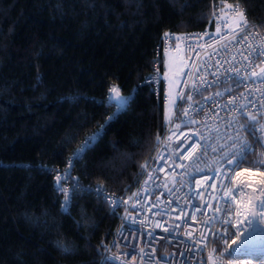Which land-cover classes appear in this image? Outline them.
Here are the masks:
<instances>
[{"label":"trees","instance_id":"16d2710c","mask_svg":"<svg viewBox=\"0 0 264 264\" xmlns=\"http://www.w3.org/2000/svg\"><path fill=\"white\" fill-rule=\"evenodd\" d=\"M218 2L0 0V264H100L121 213L83 187L133 194L168 122L138 83L162 36L210 28ZM241 4L260 25L264 0ZM113 86L132 100L109 121ZM102 125L72 169L81 188L65 211L56 173ZM257 135L264 139L259 126Z\"/></svg>","mask_w":264,"mask_h":264},{"label":"built area","instance_id":"2783aa9c","mask_svg":"<svg viewBox=\"0 0 264 264\" xmlns=\"http://www.w3.org/2000/svg\"><path fill=\"white\" fill-rule=\"evenodd\" d=\"M226 2L233 5L237 3L227 0ZM222 6L220 2L214 5L213 12L215 11L216 16L220 15L218 7ZM241 9L245 10L242 4ZM225 11L230 10L226 9ZM227 19L228 17H224V20ZM217 23L218 21L213 15L211 27L203 31L164 34L156 51L151 71L138 83V86L147 85L150 87L154 97L161 101L164 108L171 103L170 118L175 123L189 121L192 118L197 122L189 123L187 126L182 125L179 130H176V135L173 136L172 140H168L167 136L172 134L170 129L173 128V125L167 122L164 131L158 135L159 139L156 140V148L147 165V170L144 171L132 195L115 194L102 187H83L95 196H97L95 190L102 189L103 194L109 198L107 202L110 208L113 206L112 201L117 199L122 201L117 210L121 213L119 222L103 252L100 264H212L209 260V253L212 252V249H216L215 252H212V256L214 259L218 258V264H237L230 262L224 254L227 245L223 242L219 246L216 244L205 246L208 241L201 238L203 233L204 236L211 239L212 232L219 230V221L222 216L215 211V208L217 206L223 207L221 197L224 196V191L221 185L230 183L227 179L222 180L218 175L215 179L212 178L217 163L208 168H203V166L211 151L223 140H227V133L234 132V129L228 128L227 124L235 119L238 113L230 112L229 109L247 103L241 97L235 101L234 105H227V101L232 98V95L238 93L229 94L225 91L228 85L220 82L234 75L226 69L238 67L243 75L247 62L243 60L241 52L247 55L251 51L246 44L240 46L236 42L229 43L232 39L231 36L226 40L217 36ZM223 23L224 21H220L221 35L230 31V29L223 27ZM251 23L257 26L253 30L258 33L256 38L251 40V43L257 45L259 38L264 37V20L260 25ZM225 45L228 47L225 48ZM173 55L180 62V68L177 84L171 97L169 83L164 76V68L167 58ZM260 60L264 61V56H261ZM261 66L264 67V64ZM256 70L259 71V68ZM212 73H216V75ZM218 77L219 80H217ZM254 79H247L245 81L247 87L238 91L243 92L248 97V101H251V103H247L250 111L255 112L256 109H259L257 115H264V84L254 82ZM213 81H217V83L213 84ZM197 87L203 93L202 96H197ZM217 92L221 95H216ZM181 93L185 98L191 94L193 100L186 103L181 101L179 99ZM110 94L107 103L110 102ZM180 103H184V109L180 111L188 110V115H180L177 118L175 105ZM197 108H202L203 113L196 112L194 109ZM115 112L116 108L113 107V114ZM100 128L95 132L99 131ZM193 139H195L197 146L190 150L188 145ZM180 147L183 148L178 154L180 157L188 156L189 151L192 154L186 159L178 158L175 150ZM68 162L64 168L57 171L56 176H64L68 171ZM177 164L181 167H177ZM197 169L203 171H197ZM147 171L153 173L154 180L147 179ZM204 172H207V178H205ZM229 175L233 174L229 173ZM56 176L54 188L61 197L62 206L66 197L71 196L72 181H77V179L71 171V179L67 182L61 181L64 191H57L55 187L57 184ZM193 176L200 181L199 184L191 183ZM213 184L216 185L215 188L209 187ZM232 187L235 195L243 192V190L247 196L259 195V186H256L255 192L248 187H240L242 191L235 185ZM248 189L251 191L247 192ZM197 191L202 195L196 196ZM194 203L200 205V211L195 213L191 207ZM254 203L258 202L254 201ZM208 205H212V208H209ZM173 207H176L177 211H172ZM236 207L237 204L234 200L231 208L236 209ZM180 208L184 209L183 214L180 213ZM193 214L196 217L195 222L189 221L187 227L174 228L176 224L183 225L184 219ZM177 215H181L180 220L175 219ZM212 216H215L216 219L210 225L205 226L203 221ZM230 218L233 223L236 222L234 211ZM239 227L240 231L245 229L240 225ZM164 228H168L172 235L169 236V233L164 232ZM256 228L257 230L246 233V241L242 244L238 243L239 238L233 237L236 243L232 244V248L225 251L228 256L229 252L237 248L238 245L241 250L234 252L231 255L232 258L264 256V227H255L254 229ZM232 231L235 232L236 229L233 228ZM188 233L192 234L191 239ZM166 236L169 237L167 241L163 239ZM192 241H196V243L193 244ZM229 243L231 244V240ZM153 249L156 251L153 252ZM132 252L134 255L129 258L128 254ZM115 257H119V259H115Z\"/></svg>","mask_w":264,"mask_h":264},{"label":"snow or ice","instance_id":"6c2138e0","mask_svg":"<svg viewBox=\"0 0 264 264\" xmlns=\"http://www.w3.org/2000/svg\"><path fill=\"white\" fill-rule=\"evenodd\" d=\"M243 0H237V3L235 5L231 3H227L226 0H220V3L223 5L222 7H218V11L220 12L219 16H216L215 11L213 12V15L216 17L218 23L216 27V35L220 36L221 39H227L229 36H231V41L238 43L240 46H244L246 44L248 49H251V51L244 55L243 52H241V55L243 56V60L247 62V65L244 69V74L242 75L241 69L231 68L226 69V71L232 72L234 75L231 77L225 78L220 83L224 85H228L225 88V91L229 94L238 93L237 95H232V98L227 101V105H234L235 101L243 97L247 103H251V101H248V97L244 95L243 92H239L238 90L241 88H246L245 81L247 79H254V82H258L260 84H264V67L261 66V64H264V61L260 60L261 56H264V37H260L257 41V45L259 46L257 48V45H253L251 43V40L256 38L258 33H256L253 29L257 27L256 25H253L249 18L246 15L245 10L241 9V3ZM226 9L230 11H225ZM224 17H228L227 20H224ZM220 21H224L223 27L226 29H230V31L224 33L221 35V25ZM210 46V45H209ZM178 47V45H177ZM228 45H225V48H227ZM233 60H235V57H233ZM259 68V71L256 69ZM213 75H216V73H212ZM219 80V77L217 78ZM230 81V83H229ZM213 84H216L217 81H213ZM109 92L111 94H115V96L118 98L115 104H112L111 101L109 102V106L115 107L116 112L108 118L109 121L115 119L116 115L120 114L123 111H126L128 107L130 106V102L132 100V97H120V90L113 86L110 87ZM196 94L197 96H202L203 93L200 91V88H196ZM216 95H221V93L217 92ZM179 99L181 101H184L185 103L187 101L193 100V96L189 94L186 98L183 96V94H179ZM247 103H242L239 105V107H233L230 108L229 111H235L238 113L237 117L233 120H231L228 124V128H233V133H227L226 139L229 141L227 144V150L225 149L224 145H221L220 151L222 153L221 155V161L217 163L216 168L213 170L214 175L213 179L216 178L218 175L222 180L227 179L230 183L229 184H222L221 187L224 191V196L221 197V201L223 204V207L217 206L215 208V211L217 213H220L222 216V219L219 221V230H214L212 232V238L208 239V237L204 236L203 233L201 234V238L208 241V244L205 246H209L211 244H216L219 246L221 242H223L225 245H227V249L232 248V244L236 243V240L233 239V237L239 238L240 233V223H241V217L243 219H247L248 224L251 226L254 222H256L257 218L260 222L264 223V199H261L260 197H264V155L260 157H256V150L259 148L262 152H264V139L260 135H257V129L259 128L264 131V124H262L260 121L257 120V114L259 113V109H256L255 112H252L248 109ZM226 105V106H227ZM177 109V118H179L180 115L187 116L188 110H184L181 112V109H184V103H180L175 105ZM198 113H203L202 108L194 109ZM169 124L173 125V128L170 129L172 132L171 135L167 136L168 140H172L173 136L176 135V130H179L182 125L187 126L189 123H196L197 121L192 118L189 121H181V123H175L170 117L168 118ZM107 124V122H106ZM105 127L106 125H102L100 130L93 133L91 136L87 137L84 143L77 149V151L69 158L68 162V171L64 174V176L57 175L56 181L57 184L55 185L57 191H64L63 184L61 181H69L71 179V171L74 169L76 163L83 159L84 154L90 150L105 134ZM246 134V135H245ZM193 136H195V133H193ZM159 139V137H157ZM197 144L195 139L192 140L191 144L188 145V148L194 149L196 148ZM116 147L115 145L113 146ZM183 148H177L175 151L177 153L178 158L180 159H186L188 156H190L192 153L191 151L188 152V156L180 157L178 154L180 151H182ZM215 151V149H213ZM162 158V157H161ZM175 163V161H173ZM195 163V162H194ZM177 167H181V165L177 164ZM143 170H147V165L141 166ZM197 171H203L200 169H197ZM229 173H232L233 175H229ZM205 178H207V172H204ZM255 178V179H253ZM147 179L148 180H154L153 173L151 171H147ZM147 183V180H146ZM191 183L193 184H199L200 181H198L195 176L192 177ZM233 185L240 188V186L248 187L253 190V192L256 191V186H259V196H253L248 195L246 200L241 202L239 200H236L235 193L233 191ZM209 187L215 188L216 185H210ZM78 188H81L79 183L77 181H72V192L75 194L76 190ZM242 191V188H240ZM91 191V190H89ZM95 194L98 198H103L106 202L108 201V197L103 194L102 189H96ZM196 196L202 195L200 192L195 193ZM72 196H67L65 199L64 204L62 205V208L67 211L68 206L71 202ZM236 201L237 207L236 209L231 208V204L233 201ZM254 201H258V203H254ZM126 202V201H123ZM122 201L117 199L112 201V208L111 210L113 212L117 211L121 205ZM193 213L196 211H200V205L199 204H193L192 206ZM209 208H212V205H208ZM172 211H177L176 207L172 208ZM180 213H184V209H179ZM235 212V218L236 222L233 223V220L230 218L231 213ZM248 217H252V219H248ZM176 220L181 219V215H177L175 217ZM215 216L209 217L208 219L203 221V224L205 226H208L212 223L213 220H215ZM196 217L195 215L187 216L184 221L183 225L176 224L174 225L175 229H180L182 226L187 227L189 221L195 222ZM226 225V226H225ZM159 226V225H158ZM236 229L235 232L232 231V229ZM164 232L169 233V236L172 235V233L169 231L168 228L163 229ZM191 233H188L189 238L191 239ZM165 241L169 239L168 236L163 237ZM153 240H155V237H153ZM229 240H231V244L229 243ZM193 244L196 243V241H192ZM64 252H69L70 249L68 248H62ZM240 246L238 245L237 248L232 249L231 252H229V256H231L234 252L240 251ZM143 251V249H141ZM156 250L153 249V252ZM216 249H212V252H215ZM212 252L209 253V260L212 262V264H218V258L214 259L212 256ZM129 258H131L134 255V252L129 253ZM113 259V258H108ZM115 259H119V257H115Z\"/></svg>","mask_w":264,"mask_h":264},{"label":"rangeland","instance_id":"374dc122","mask_svg":"<svg viewBox=\"0 0 264 264\" xmlns=\"http://www.w3.org/2000/svg\"><path fill=\"white\" fill-rule=\"evenodd\" d=\"M179 66H180V62L177 60V57L175 55L170 56L169 58H167V61L165 63V68H164V76H165L166 80L169 83L171 97H172V92H173V90H174V88H175V86L177 84V77H178L179 68H180ZM171 113H172V108H171V103H170L168 105V107L165 108V116H166L167 120L170 117ZM261 132L264 133V131H262V130H261ZM221 143L214 148L215 151L214 150L211 151L209 157L206 158V162H205V165L203 166V168H208V167L220 162V158H221V155H222V153L220 151L221 145H224L225 149L227 150L226 146H227V144L229 142H228V140H223ZM216 156H218V158ZM242 194H244V193H242ZM235 196H236V200H239L241 202H243V200L245 201V198H243V195H241V192L239 194H236ZM255 227L263 228L264 227V223L260 222L259 219L257 218L256 223H255V225L253 227H251L250 229H246V228L243 229L244 230V234L243 235H242L243 230H241L240 233H239L240 236H239L238 243L239 244L244 243L246 241L245 240L246 239V236H245L246 233L248 231L252 232L253 230H257V228L254 229ZM224 254L227 256L229 261L233 262V263H237V264H252L253 263V260L251 258H242V259L232 258V257L228 256V254L225 251H224Z\"/></svg>","mask_w":264,"mask_h":264},{"label":"bare ground","instance_id":"6f19581e","mask_svg":"<svg viewBox=\"0 0 264 264\" xmlns=\"http://www.w3.org/2000/svg\"><path fill=\"white\" fill-rule=\"evenodd\" d=\"M257 116H259V115H257ZM261 116H263V115H261ZM227 142V141H226ZM229 142V141H228ZM225 143V142H224ZM222 144V143H221ZM217 153V152H216ZM217 158H218V156H216ZM220 161H221V158H220ZM240 187H242V188H244V186H240ZM247 188V187H246ZM252 190V189H251ZM250 189H248L247 190V192L248 191H251ZM253 191V190H252ZM245 192V190H243V192H241V195H243V198H245V200H246V198H247V195H246V193H244ZM242 193H244V194H242ZM254 195V194H253ZM255 196V195H254ZM256 196H259V195H256ZM260 198H262V199H264L263 197H260ZM244 201V200H243ZM258 202V201H257ZM241 219V223H240V225L243 227V228H246V229H250L251 227H253L254 225H255V223L256 222H254L251 226L248 224V222H247V219H243V217H241L240 218ZM248 219H252V217H248Z\"/></svg>","mask_w":264,"mask_h":264},{"label":"water","instance_id":"95a60500","mask_svg":"<svg viewBox=\"0 0 264 264\" xmlns=\"http://www.w3.org/2000/svg\"><path fill=\"white\" fill-rule=\"evenodd\" d=\"M120 97L122 98V97H126V96L120 93ZM117 99L118 98L115 96V94H110L109 101H111L112 103H116Z\"/></svg>","mask_w":264,"mask_h":264}]
</instances>
